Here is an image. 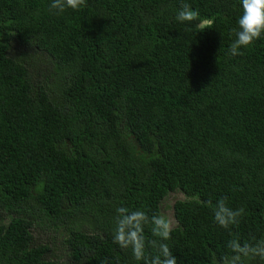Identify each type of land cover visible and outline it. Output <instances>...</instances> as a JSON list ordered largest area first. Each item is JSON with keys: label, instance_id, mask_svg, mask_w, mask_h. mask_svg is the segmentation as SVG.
I'll return each instance as SVG.
<instances>
[{"label": "trees", "instance_id": "16d2710c", "mask_svg": "<svg viewBox=\"0 0 264 264\" xmlns=\"http://www.w3.org/2000/svg\"><path fill=\"white\" fill-rule=\"evenodd\" d=\"M187 2L0 0V264H139L121 204L175 217L178 264L230 254L208 200L264 238V35L231 56L240 0Z\"/></svg>", "mask_w": 264, "mask_h": 264}, {"label": "clouds", "instance_id": "9594fccd", "mask_svg": "<svg viewBox=\"0 0 264 264\" xmlns=\"http://www.w3.org/2000/svg\"><path fill=\"white\" fill-rule=\"evenodd\" d=\"M240 5L242 13L237 20L238 27L232 29L235 39L229 45V53L234 57L242 56L243 49L253 45L264 35V0H240ZM86 6L87 0H51L47 10L59 15L68 9L78 11ZM175 18L181 23L190 24L199 21L200 13L187 0H181ZM211 23L212 21H208L209 25ZM196 26L200 31L206 29L199 23ZM8 35L14 36L15 32L10 31ZM228 201L227 196H222L215 203L211 200L203 202L210 208L214 222L229 230L231 235L225 245L230 254L221 257L217 264H249L256 259L264 262V238L257 239L253 236L242 239L238 232H232L233 226H239L246 212L243 206L234 208ZM185 202L191 201L189 199ZM116 213L113 243L120 249H130L139 264H178L177 257L167 243L178 226L173 215L159 211L149 216L145 210H130L123 204L116 209ZM147 225H150L151 238L145 235ZM100 264H110V261L104 258Z\"/></svg>", "mask_w": 264, "mask_h": 264}, {"label": "rangeland", "instance_id": "374dc122", "mask_svg": "<svg viewBox=\"0 0 264 264\" xmlns=\"http://www.w3.org/2000/svg\"><path fill=\"white\" fill-rule=\"evenodd\" d=\"M165 206V205H164ZM165 208H167V207H165ZM168 211H171L170 209H168Z\"/></svg>", "mask_w": 264, "mask_h": 264}, {"label": "water", "instance_id": "95a60500", "mask_svg": "<svg viewBox=\"0 0 264 264\" xmlns=\"http://www.w3.org/2000/svg\"><path fill=\"white\" fill-rule=\"evenodd\" d=\"M202 24H205V22H203Z\"/></svg>", "mask_w": 264, "mask_h": 264}]
</instances>
